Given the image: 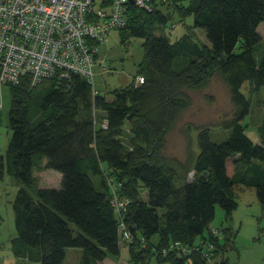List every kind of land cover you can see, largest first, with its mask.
Instances as JSON below:
<instances>
[{
	"label": "trees",
	"instance_id": "trees-1",
	"mask_svg": "<svg viewBox=\"0 0 264 264\" xmlns=\"http://www.w3.org/2000/svg\"><path fill=\"white\" fill-rule=\"evenodd\" d=\"M129 16L125 27L114 30L124 42L144 38L136 74L144 82L137 84L134 76L110 97L95 93L91 81L76 73L10 85L12 135L0 156V177L9 173L20 183L12 248L41 264H62L68 247L81 250L78 264H108L124 244L130 264H227L236 233L214 231L216 206L231 216L238 207L236 188L251 186L264 207V116L255 142L246 130L250 99L242 91L246 81L251 93L264 86L258 31L264 0H153L151 11L132 5ZM176 21L185 31L172 39ZM189 28L202 29L207 43ZM214 76L227 84L233 104L216 127L230 132L218 142L213 125L203 126L198 149L190 148L186 161L166 155L167 133L192 104L189 90L205 88ZM44 168L62 173L58 187L37 183L35 170ZM115 192L129 201L123 213L114 205Z\"/></svg>",
	"mask_w": 264,
	"mask_h": 264
},
{
	"label": "rangeland",
	"instance_id": "rangeland-1",
	"mask_svg": "<svg viewBox=\"0 0 264 264\" xmlns=\"http://www.w3.org/2000/svg\"><path fill=\"white\" fill-rule=\"evenodd\" d=\"M102 1L96 0L97 7L101 5ZM187 21L188 24L192 23L193 17H187ZM178 23L176 21L173 24L172 39L177 38L185 31L184 27H177ZM188 30L198 41L207 43L206 34L202 29L189 28ZM143 43L144 38L136 36H132L124 42L120 30H114L107 40L97 44V61L94 65L93 76V86L98 91L97 93L110 97L115 89L128 86L134 81V76H137L140 63L145 56ZM250 85V82L246 81L242 87V91L250 99V113L246 117V130L255 142H259L260 136L257 129L264 116V86L260 88L259 92L251 93ZM189 92L192 96V104L167 133L164 150L166 155L177 157L182 161L187 160L190 148L198 149L197 134L199 128L203 126L213 125L212 138L218 142L224 141L226 134L230 131L216 127V125L219 117L230 116L233 111L230 89L219 76H214L205 88L189 90ZM2 97L0 156L6 153L12 135L9 123L12 100L9 84L3 85ZM100 118L101 115L98 113L97 120L100 121ZM130 138L129 126L126 125L123 140L127 143ZM227 167L229 173L233 172V158L228 160ZM49 171L50 173H60L52 168ZM35 175L37 183L41 186L60 185L59 179L52 174L47 176L45 172L36 169ZM10 177L12 176H9V179ZM13 180L14 182L5 180L0 183V213L2 216L0 220V264H41L38 259H29L27 256L16 254L12 248V239L17 236L13 200L19 189L18 182L14 178ZM236 191L238 192L236 210L228 217L225 209L218 204L211 226L220 229L232 228L236 233L237 248H231L227 252V264H264V207L257 197L255 187L244 186L242 189L237 187ZM116 195L119 197V194L116 193ZM72 226L75 227L74 224ZM137 234L139 238L143 237L140 230L137 231ZM152 240L157 242L158 236H154ZM80 251L78 248L68 247L66 259L62 264H78ZM130 260L129 246L124 244L120 256H109L106 262L108 264H130ZM150 264H156L155 260L152 259Z\"/></svg>",
	"mask_w": 264,
	"mask_h": 264
},
{
	"label": "built area",
	"instance_id": "built-area-1",
	"mask_svg": "<svg viewBox=\"0 0 264 264\" xmlns=\"http://www.w3.org/2000/svg\"><path fill=\"white\" fill-rule=\"evenodd\" d=\"M132 5L151 11L153 0H112L99 7L96 0H0V109L4 84L28 79L34 86L73 73L93 84L97 44L127 25ZM144 80L136 76L137 84ZM128 202L115 192L119 213L127 210ZM122 226L130 237V230Z\"/></svg>",
	"mask_w": 264,
	"mask_h": 264
},
{
	"label": "crops",
	"instance_id": "crops-1",
	"mask_svg": "<svg viewBox=\"0 0 264 264\" xmlns=\"http://www.w3.org/2000/svg\"><path fill=\"white\" fill-rule=\"evenodd\" d=\"M258 31H259V33L261 34V36H262V43L264 42V23H261L260 25H259V27H258ZM264 44V43H263ZM263 48H264V45H263ZM98 92V91H97ZM2 155V154H1ZM44 162H45V160H44ZM40 171H42V172H45L46 174H47V176L48 175H50V174H52V176H54V177H57L58 179H59V181L61 182V178H62V173L60 172V173H50V171H49V168H44V169H41ZM231 173H233V172H231ZM9 176H12L11 174H9V173H5L4 174V176H2V177H0V183L3 181H5V180H9L8 182H14V180H13V176L12 177H10V179H9ZM15 179V178H14ZM16 181L18 182V184H19V186H20V183H19V181L16 179ZM16 183V182H15ZM14 184V183H13ZM17 184V183H16ZM17 184V185H18ZM59 185V184H58ZM43 186V185H42ZM45 186H49V185H45ZM51 187H53V186H51ZM55 187H58V186H55ZM0 215H1V213H0ZM2 219V216H1V218H0V220Z\"/></svg>",
	"mask_w": 264,
	"mask_h": 264
},
{
	"label": "bare ground",
	"instance_id": "bare-ground-1",
	"mask_svg": "<svg viewBox=\"0 0 264 264\" xmlns=\"http://www.w3.org/2000/svg\"><path fill=\"white\" fill-rule=\"evenodd\" d=\"M102 4H104V2L102 1Z\"/></svg>",
	"mask_w": 264,
	"mask_h": 264
}]
</instances>
